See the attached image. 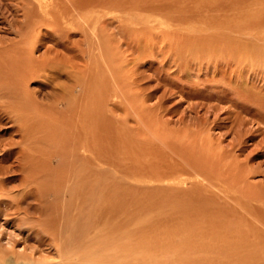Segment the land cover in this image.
I'll list each match as a JSON object with an SVG mask.
<instances>
[{"label": "rangeland", "instance_id": "374dc122", "mask_svg": "<svg viewBox=\"0 0 264 264\" xmlns=\"http://www.w3.org/2000/svg\"><path fill=\"white\" fill-rule=\"evenodd\" d=\"M49 1L0 0V48L6 46L4 52L10 57L15 51L7 46L18 47L26 63L36 59L24 81L36 90L44 108L42 111L41 106L37 118L41 120L38 135L46 139H31L26 129L29 124L21 122L26 147L35 149V153L21 156L22 136L14 130L13 118L2 115L0 150L9 148L13 153L3 159L0 151V173L5 172L0 182L6 188L0 199L14 197L22 188L21 177L29 171L33 177L41 173L43 187L59 189L58 197H51L43 206L54 226L46 217L41 219L44 225H37L55 245L44 244L33 258L75 264L84 254L79 252L91 243L97 250L79 264H264L263 243V254L242 256L245 259L236 255L193 257L190 251V257H180L176 253L182 237L198 233V228L212 242L223 234L222 228L217 227L219 235L208 221L202 228L197 219L204 211L194 212L199 202L213 201L217 195L212 196L217 191L212 185L221 161L228 165L241 161L245 168L258 170H254L257 176L249 175L250 182L257 180L259 192L264 194V154L257 156L256 151V157L246 161L254 144H264V0ZM195 43L200 46L196 48ZM248 55L252 56L249 61ZM245 79L249 80L247 86ZM84 88L92 91L85 93L87 100L69 108L68 89L75 94L70 98L77 99L83 97ZM67 105L69 109L61 114ZM74 115L81 122L70 123ZM43 124L47 126L43 128ZM240 137L247 146L243 154L234 146ZM86 139L92 152L83 151ZM86 154L89 162L83 159ZM23 165H36L39 171L28 168L21 176ZM60 171H70V177ZM7 174L9 178L4 176ZM29 195L28 202L36 205L35 194ZM261 211L263 214L264 206ZM252 213L248 217H258ZM1 222L5 236L15 235L19 246L25 244L26 233L3 218ZM190 222L198 228L191 229ZM207 224L211 233L205 230ZM122 241L135 243L138 249L148 247L149 254L134 259L114 253L113 247ZM210 241L216 246V240ZM236 245L233 248L238 250ZM31 251L26 256L32 257Z\"/></svg>", "mask_w": 264, "mask_h": 264}, {"label": "bare ground", "instance_id": "6f19581e", "mask_svg": "<svg viewBox=\"0 0 264 264\" xmlns=\"http://www.w3.org/2000/svg\"><path fill=\"white\" fill-rule=\"evenodd\" d=\"M46 3L49 1V0H41V2H45ZM39 2V0H38ZM50 2V1H49ZM52 2V1H51ZM42 5V4H41ZM48 7V4H44ZM45 6V7H46ZM44 7V8H45ZM46 7V8H47ZM49 11V10H48ZM26 12V11H25ZM82 19L83 21V18H80ZM80 21V20H79ZM52 22V21H51ZM81 22V21H80ZM55 23V22H54ZM55 25V24H54ZM94 25V24H93ZM51 26V25H50ZM57 26V25H56ZM40 27V26H39ZM250 29V28H249ZM38 32V31H37ZM242 32V31H241ZM240 32V33H241ZM162 33V32H161ZM249 34H252V33H249ZM243 36L244 33L242 34ZM241 35V37H242ZM252 36V35H251ZM151 39V38H150ZM187 40V39H186ZM190 40H193V39H188L187 41H190ZM31 43V42H30ZM37 43V42H36ZM192 44H193V41H192ZM197 44V43H195ZM194 46L197 48L199 45V43L197 45ZM13 47V48H12ZM11 48L7 46V48L9 49H12L13 51L15 52H11L12 54H10L11 56L9 57L7 51L4 52V49L6 48L5 47H2L0 48V120L2 117V115H5V114H9V116H11L12 121L15 123L16 127L14 130L18 131L21 136H22V140H21V149L19 152V154L21 156L24 157V155L27 153V156H29V151L30 152H34L35 149H31V145H29V149L26 147L25 144L26 141H24L23 139H25V136L22 135L23 132V128L22 126L27 125L29 124L30 128H26L29 130L28 132V136L32 139V137L34 136L35 139H39V127H40V121L41 120H38L37 118H40L41 114H39V112H42L43 111V106L41 105V103L38 102L37 100V97L35 96L36 95V90H31L30 88L27 87L28 83H26L25 81H27V79L24 81L26 77V70H28V68H30V64L31 63H35V61L33 59L30 58L29 59V62H25L24 59L25 57L22 55L23 53L17 49L18 47H14L12 46ZM201 48V47H200ZM199 50V49H198ZM249 50V49H248ZM188 51V50H187ZM200 51V50H199ZM2 52V53H1ZM18 54H17V53ZM208 52V51H207ZM6 53H7V56H6ZM238 53V52H237ZM20 56V58H19ZM154 56V55H153ZM200 56V55H199ZM213 56V55H212ZM24 59H23V58ZM252 56L248 55L247 57V60L249 61ZM257 58V57H256ZM44 59V58H43ZM200 59V58H199ZM245 59V58H244ZM39 60V59H37ZM26 63H24V62ZM45 63V62H43ZM150 63V62H149ZM41 64H42V61H41ZM29 65V66H28ZM45 65V64H43ZM201 65V64H200ZM202 68V67H201ZM212 68V67H211ZM243 68V66H242ZM241 68V69H242ZM32 69V68H31ZM30 69V70H31ZM203 69V68H202ZM244 69V68H243ZM242 69V71H243ZM253 69V68H252ZM213 70V69H212ZM211 70V71H212ZM33 72V70H32ZM31 72V74H32ZM36 72V70L34 71ZM43 72V71H42ZM247 72V71H245ZM250 72V71H249ZM207 73V71H206ZM253 73V72H252ZM257 74V73H256ZM42 75V74H41ZM246 75V74H244ZM28 76V74H27ZM46 76V75H45ZM32 77V75H31ZM35 77V75L33 76ZM43 77V76H42ZM243 78V76H242ZM245 78V77H244ZM243 78V79H244ZM262 78V77H261ZM29 79V78H28ZM33 80V79H32ZM49 80V79H48ZM78 80V79H77ZM102 80V79H101ZM247 80L248 79H245L243 82L245 85L247 84ZM251 80V79H250ZM24 81V82H23ZM76 81V80H75ZM112 81V80H111ZM249 81V80H248ZM254 81V80H253ZM262 81V80H261ZM21 82H23V84H21ZM28 82V81H27ZM81 83V82H80ZM250 83V82H248ZM27 84V85H26ZM58 84V83H57ZM71 85V84H70ZM69 85V86H70ZM47 86V85H46ZM74 86V85H73ZM247 86V85H246ZM45 87V86H44ZM247 88V87H246ZM235 89V88H234ZM242 89V87H241ZM249 88H247V91H248ZM69 90V93L68 95H75L73 93V91L71 89H68ZM245 90V89H244ZM97 91V90H96ZM106 91V90H105ZM116 91V90H115ZM125 91V90H124ZM107 92V91H106ZM249 92V91H248ZM35 93V94H34ZM85 93H88V94H91L92 91L91 89H83V97L81 98H77V99H71L70 96L68 97V101H70V105H69V108L73 106L71 105H81L83 104L81 101H84V100H87V96H85ZM102 93V92H101ZM108 93V92H107ZM233 93V92H232ZM109 94V93H108ZM102 95V94H101ZM116 95H117V92H116ZM148 96V95H147ZM259 96V94L257 95ZM256 96V97H257ZM75 97V96H74ZM235 97V96H234ZM93 98V97H92ZM259 98V97H258ZM233 99V98H232ZM235 99V98H234ZM112 100V99H111ZM237 100V99H236ZM256 100V99H255ZM102 101V100H101ZM235 101V100H234ZM88 103V102H87ZM102 103V102H101ZM237 105V104H236ZM235 105V106H236ZM41 106H42V111H40L41 109ZM46 106V105H45ZM84 106V105H83ZM96 106V105H95ZM258 106V105H257ZM68 105L63 109L62 111H60V113L64 114L66 112ZM80 107V106H79ZM243 107V106H242ZM256 107V106H254ZM258 108V107H257ZM264 108V107H263ZM59 109V108H58ZM60 110V109H59ZM58 110V111H59ZM74 110V109H73ZM7 111V113L5 112ZM46 111V110H45ZM86 111V110H85ZM242 111V110H241ZM244 111V110H243ZM259 111V110H258ZM4 113V114H3ZM75 114V112H72ZM77 113V112H76ZM251 113V112H250ZM259 113V112H258ZM79 115V113H77ZM248 114V113H247ZM258 115V114H257ZM261 115V114H259ZM69 116V115H68ZM81 116V115H79ZM242 116V115H241ZM6 117V115L4 116V118ZM44 117V116H43ZM63 117V116H62ZM70 117V116H69ZM256 117V116H255ZM254 117V118H255ZM10 119V117H8ZM7 118V119H8ZM59 120H62L63 124H64V120L60 117H58ZM237 118V117H236ZM235 118V119H236ZM6 119V118H5ZM55 119V118H54ZM79 119L81 120L82 118L79 117ZM240 120V118H237ZM56 120V119H55ZM71 120V119H70ZM80 120L77 119V116L74 115V120L73 121H69L70 123H79L81 122ZM264 120V119H263ZM85 121V120H84ZM234 121V120H233ZM237 121V120H236ZM259 121V120H258ZM1 122V121H0ZM21 122H23L24 124L21 126ZM242 122V120H241ZM3 123H5L3 121ZM43 123V122H42ZM87 123V122H86ZM262 124V123H261ZM44 125V124H43ZM59 125V124H58ZM68 125V124H67ZM83 125H84V122H83ZM87 125V124H86ZM85 125V126H86ZM2 126V125H1ZM47 125H44L43 128H45ZM52 126V125H51ZM71 126V125H70ZM79 126V125H77ZM80 127V126H79ZM87 127V126H86ZM260 127V126H259ZM68 128V127H66ZM76 128V127H75ZM84 128V127H83ZM12 129V128H11ZM71 129V128H70ZM87 129V128H86ZM10 130V129H9ZM8 130V131H9ZM13 130V131H14ZM54 131V130H53ZM67 131V130H66ZM12 132V130L10 131ZM8 132V134L10 133ZM105 132V131H104ZM37 133V134H36ZM46 133V132H45ZM75 133V132H74ZM7 134V135H8ZM12 134V133H11ZM14 134V133H13ZM68 134V133H67ZM70 134V133H69ZM76 134V133H75ZM244 134V133H243ZM77 135V134H76ZM85 135V134H84ZM0 136H3V135H0ZM13 136V135H12ZM10 137V136H9ZM63 137V136H62ZM68 137V136H67ZM250 137H252L250 135ZM43 137H41V139H39V141H45L46 139H42ZM47 138V137H46ZM55 138V137H54ZM59 138V137H58ZM249 138V137H248ZM255 137H252L250 139H254ZM83 139V138H82ZM247 140V139H246ZM37 141V140H36ZM38 141V142H39ZM43 141V142H44ZM48 141V140H47ZM54 141H58V140H54ZM86 142H84L83 144V151H86V152H89L91 151L92 152V148L90 146H88V142L87 139L85 140ZM254 141V140H253ZM16 142V141H15ZM14 142V143H15ZM20 142V140L18 141V143ZM64 142V141H63ZM88 142V143H87ZM86 143V144H85ZM255 143V142H254ZM13 143H11L12 145ZM17 144V142H16ZM44 144V143H43ZM51 144V143H49ZM256 145V146H255ZM14 146V145H13ZM23 146L26 148H23ZM33 146V145H32ZM42 146V145H41ZM82 146V145H81ZM234 146H235V150L236 151H239L238 154L240 153H244L245 150L247 149V146L245 145V139L243 138H239V141L237 143H234ZM254 148H252V150H250L248 152V154L246 155V161L248 162L252 155H254V157H256V155H262L264 154V144H259V143H256L254 144ZM7 147V146H6ZM55 147V146H54ZM63 148V147H62ZM74 148V147H73ZM86 148V149H85ZM234 148V147H233ZM55 149V148H54ZM61 149V147L59 148ZM72 149V148H71ZM75 149V148H74ZM56 150V149H55ZM62 150V149H61ZM1 151V150H0ZM41 151V150H40ZM64 151V150H63ZM196 151V150H195ZM257 152V154L255 155L254 152ZM70 152H73V151H70ZM85 152V153H86ZM1 153H3V159H8L9 156L12 155L13 151L10 150L8 148V150H2ZM35 153V152H34ZM217 153V152H216ZM17 154V153H16ZM69 154V152H68ZM73 154V153H72ZM223 154V153H222ZM221 154V155H222ZM231 154V153H229ZM15 155V154H14ZM18 155V154H17ZM31 155V154H30ZM66 156V155H65ZM91 156V155H90ZM227 156V155H226ZM263 156V155H262ZM261 156V157H262ZM55 157V156H54ZM53 157V158H54ZM83 157V156H82ZM234 157V156H232ZM34 158V157H33ZM52 158V159H53ZM67 158V157H66ZM213 158V157H212ZM236 158V157H235ZM38 159V158H37ZM52 159L50 158L49 162L47 163V167L50 171V167H52ZM84 160H86L87 162H89V158L86 154V157H83ZM18 160V159H17ZM20 160V159H19ZM199 160V159H198ZM219 160V159H218ZM228 161V160H227ZM244 161V160H243ZM251 161V160H250ZM249 161V163H250ZM31 162V161H30ZM28 162V163H30ZM40 161H38L39 163ZM246 162V163H247ZM33 163V162H32ZM220 163V162H218ZM223 161H221V164H217L218 165V170H217V177L215 179V183L212 185L213 187L215 186L217 188V191L216 192H213L212 196H215L214 194H217L215 196V198H213V201H207V200H204L202 202H199L198 205L196 206L195 210L197 211H194L196 214L199 213L200 211L203 212L201 215L202 217H200V215H198L200 217V219H197V215H196V219L197 220H200V222H202L201 226L203 228V222H207L208 224L210 223L212 226L211 228L212 229H218L217 227H220L222 228V235L221 234V229L218 231H220L219 233V237L216 235L214 238H212V236L210 235V237L214 240H216L217 244H222L220 247L219 245L213 243L212 240L210 241L209 238H206L207 236H204V234H201V231L198 227H196V224L192 223L194 225V227L192 226L191 222V229L193 228L194 230L196 228H198V230L196 231H199L198 233H194L195 234H192V235H188V236H185V237H182V247H179L180 249H178V252L176 251V253L179 255L180 254V257L181 254L182 255H187L188 257H190L189 255V251L190 253L193 255V257H199V254L201 256V258L203 257H210V258H217L216 256H221L220 258H222V256H229V255H236V256H240L241 259H245L244 257L245 256H254L259 254L261 252V247H263L262 243L264 244V235L262 231H264V227L262 228V225L264 224L263 220L262 219V214L261 212V208L262 206H264V194L263 192H259V189H258V183H257V180H255V184H254V181L250 182V176L249 175H252L254 173V176H257L255 175L256 171L253 170V168L251 169H248V168H245L244 166V163H242L241 161L240 162H236V163H230L228 165L227 164H222ZM260 163V162H259ZM59 164V163H58ZM68 164V163H67ZM90 164V163H89ZM216 164V163H215ZM34 165V164H33ZM39 165H41V163H39ZM38 165V166H39ZM253 165V164H251ZM36 166V165H35ZM35 166H24L23 165V168H22V173H20V175L22 176V174L26 173L29 171L28 168H35ZM9 167V166H8ZM11 167V166H10ZM18 168V166H17ZM40 169V167H38ZM64 168V167H63ZM62 168V169H63ZM1 169V168H0ZM9 169V168H8ZM36 169V168H35ZM57 169V168H56ZM262 169V167H261ZM260 169V170H261ZM12 170V169H11ZM17 170V169H16ZM21 170V169H19ZM18 170V171H19ZM38 170V169H36ZM46 170V169H45ZM54 170V169H53ZM66 170V169H65ZM1 171L3 172V169H1ZM15 171V169H14ZM39 171V170H38ZM71 171V170H70ZM70 171H60V173H62L61 175H67L68 177L69 174H71ZM182 171V170H181ZM215 171V170H213ZM263 171V170H262ZM7 172V171H6ZM9 172V171H8ZM54 172V171H53ZM59 172V171H58ZM68 172V173H67ZM37 173V172H36ZM51 173V172H50ZM50 173L48 172L49 175H47L48 179L50 180L51 178V175ZM55 173V172H54ZM65 173V174H64ZM258 173V172H257ZM264 173V172H262ZM260 172V174H262ZM5 174V172L3 173ZM0 173V178H2L1 176L3 175ZM18 174V173H17ZM15 173V175H17ZM59 174V173H57ZM75 174V173H74ZM85 174V173H84ZM19 175V174H18ZM37 176L36 177H33L32 175H30V171L28 172L27 176L26 175H23V177H21L22 180H20L21 182V190H19L18 193H16L14 195V197H9L8 199L9 200H6L7 198H4L5 200H2L0 199V227H1V218L4 219V222L6 224H12L13 226H15L22 234H25L26 235L24 236L25 237V244L21 246L18 245L17 243V240L14 238L15 235L13 236H5L3 233H2V229H0V264H52V263H49L50 261L48 259H45V258H41L39 261L36 260L35 258H33V255H35L36 253H41V249H39L40 247H44L43 245L44 244H47V245H52L54 246L55 245V242L50 239H48L49 237L51 236H46L45 233L42 232V230L38 229L37 225H44L43 223H41V219L43 217H46V218H50L49 216H47L48 214L46 213V211H44L43 209V206L46 205L47 202H49V200H51L50 198L53 197V199H55L56 197H58V191L59 189L54 186V188L52 189V187L50 188H47V187H43L44 183L42 182L43 180V176L41 175H38L36 174ZM60 175V174H59ZM60 175V176H61ZM6 177L9 178L8 174L7 175H4ZM3 176V177H4ZM50 176V177H49ZM253 176V175H252ZM262 176H264L262 174ZM53 177V176H52ZM66 177V176H65ZM68 177L66 178V180L68 179ZM12 178V177H11ZM20 178V177H19ZM56 178V177H55ZM253 178V177H252ZM256 178V177H255ZM13 179V178H12ZM57 179V178H56ZM2 180V179H0ZM10 180V179H9ZM53 180V179H52ZM51 180V181H52ZM70 180V179H69ZM65 181V179H64ZM79 181V180H77ZM87 181V180H85ZM214 181V180H213ZM3 182V180L1 181ZM0 182V198H1V195H5L3 193V191L6 189L4 187V185ZM14 182V180L12 181ZM16 182V180H15ZM18 182V181H17ZM19 182V183H20ZM63 182V181H62ZM66 182V181H65ZM91 182V181H90ZM259 182V181H258ZM64 183V182H63ZM86 184V182H84ZM83 183V184H84ZM253 183V184H252ZM257 183V184H256ZM8 184V183H7ZM46 184V183H45ZM68 184V182H67ZM78 184V182H77ZM81 184V185H83ZM6 185V184H5ZM9 185V184H8ZM15 185V184H14ZM80 185V184H79ZM209 185V184H208ZM85 186V185H83ZM219 186H222V187H219ZM263 186V185H262ZM264 187V186H263ZM67 188V187H66ZM77 188H80L79 186ZM88 188V187H87ZM92 188V187H91ZM260 188V187H259ZM262 188V187H261ZM81 189V188H80ZM78 189V190H80ZM88 190V189H87ZM94 190V189H93ZM105 190V189H104ZM216 190V189H215ZM261 190H264V189H261ZM85 192V190H84ZM31 193H34L35 195H33L35 197V204L36 205H33L32 202H28V198H29V194ZM92 194V193H91ZM7 196V195H6ZM11 196V195H10ZM31 198V197H30ZM207 199V197H206ZM58 200V199H57ZM199 200V199H198ZM32 201V200H31ZM201 201V200H200ZM25 203H27V205L25 206ZM192 203V202H191ZM258 203H262L261 205H258ZM3 204V206H1ZM191 205V204H190ZM254 208L253 210H256V212L258 211H261V212H258V214H262V215H257L255 214L256 212H251V208ZM51 209V208H50ZM200 210V211H199ZM207 210V212H206ZM193 211V210H192ZM200 212V213H201ZM264 212V211H263ZM21 213H24V215L20 216ZM73 213V212H72ZM226 213V214H225ZM248 213L252 215L255 214L256 216L258 217H248ZM37 214H40L42 216H38ZM55 214V213H54ZM37 215V216H36ZM46 215V216H45ZM251 215V216H252ZM254 216V215H253ZM61 218V217H60ZM57 219V218H56ZM55 219V220H56ZM187 219V218H186ZM191 219V218H190ZM254 219V220H253ZM48 220V219H47ZM197 220L195 221H192V222H197ZM190 221V220H189ZM57 222V221H56ZM186 222V221H185ZM188 222V220H187ZM45 223V222H44ZM48 223H50V225L53 227L54 226V220H52L50 218V220H48ZM189 223V222H188ZM198 223V222H197ZM186 225L189 229V225ZM207 224V225H208ZM4 225V224H3ZM46 225V224H45ZM8 226V225H7ZM210 225H208V227L206 226L205 230L206 229H209L210 230V233L212 232L209 228ZM214 226V227H213ZM187 227H185L187 229ZM14 228V227H13ZM55 229V227H54ZM181 230V229H180ZM203 229V231H205ZM55 231V230H54ZM192 230H190L191 232ZM47 232V231H46ZM183 232V231H182ZM207 232V233H206ZM204 233L208 234V231H206ZM20 233L21 235V238L23 237V235ZM52 233V232H51ZM203 233V232H202ZM215 232H213L212 234H214ZM156 234V233H155ZM216 234V233H215ZM19 235V234H18ZM180 235V233L178 234ZM53 237V236H52ZM69 237V236H68ZM139 237V236H138ZM130 238V237H129ZM132 238V237H131ZM24 239V238H23ZM48 239V242H46V240ZM70 239V238H69ZM21 241V240H20ZM64 241V240H63ZM76 241H77V238H76ZM141 241V240H140ZM209 241L212 244L209 243ZM111 242V241H110ZM66 243V242H65ZM78 243V242H77ZM90 243V242H89ZM209 243V244H208ZM27 244V245H26ZM67 244V243H66ZM65 244V245H66ZM87 244V243H86ZM107 244V243H106ZM110 244V243H109ZM118 244V243H117ZM171 244V242H170ZM227 246V244L229 245L228 247L229 248H225L224 246ZM231 244L232 245V248L231 247ZM234 244H238L236 245V247H238V251L237 248H233L234 247ZM97 245V244H96ZM108 245V244H107ZM128 245L132 246V247H127ZM153 245V243H152ZM157 245V244H155ZM243 247H239V246H242ZM17 246H19L17 248ZM116 246V245H115ZM113 247V251L114 253H120V254H123V255H127V257L131 256L132 258L136 259V257H144L146 255H148V251L150 250H146V248L148 247H144V248H141V249H138L137 247V244L135 243H132V242H121L118 247ZM140 246V245H139ZM161 246V245H160ZM245 246V247H244ZM251 248H250V247ZM261 246V247H260ZM140 247H143V246H140ZM155 247V246H154ZM215 247V248H214ZM55 248V247H54ZM53 248V249H54ZM153 248V247H151ZM164 249V247H162ZM240 248V249H239ZM244 248V249H243ZM260 248V249H259ZM19 249V250H18ZM112 248L109 246V249H108V252H110L111 254V250ZM232 249V250H231ZM28 250H32V257L30 256H26L27 255V252ZM56 250V249H55ZM97 250L96 247L92 248L91 246V243L89 246L86 247V249H83L82 252H79L80 254L81 253H84L82 254V257H81V261L78 262V263H75V264H79V263H82V262H85V255H88V254H91V253H94L95 251ZM100 250V249H99ZM116 250V252H115ZM177 250V249H176ZM43 251V250H42ZM57 251V250H56ZM55 251V252H56ZM58 252V251H57ZM147 254H142V253H146ZM154 252V250H153ZM156 252V251H155ZM11 254V255H8L7 254ZM69 253V252H68ZM157 253V252H156ZM159 254L163 253V252H158ZM157 253V254H158ZM169 252H166L165 254H167ZM107 254V253H106ZM155 254V253H154ZM176 254V255H177ZM260 254H263V253H260ZM58 255H60V253L58 252ZM104 255V254H103ZM116 255V254H115ZM114 254H112V256H115ZM12 256V257H11ZM37 256V255H36ZM136 256V257H135ZM167 256V255H166ZM165 256V257H166ZM244 256V257H242ZM152 256H150L151 258ZM164 257V256H163ZM164 257V258H165ZM179 257V256H178ZM230 257V256H229ZM235 257V256H234ZM240 257H238V259H240ZM100 259H102V257L99 256ZM146 258V257H145ZM148 258V257H147ZM153 258V257H152ZM233 258V256H232ZM237 258V257H235ZM69 259V258H68ZM106 259V258H105ZM154 259V258H153ZM251 259V258H250ZM66 260V259H65ZM77 260V259H76ZM116 260V259H115ZM69 261V260H67ZM72 261V259H71ZM78 261V260H77ZM111 261H113L111 259ZM137 261V260H136ZM154 261V260H153ZM55 262V261H54ZM130 262V261H129ZM164 262V261H163ZM132 263V262H131ZM55 264V263H54ZM58 264V263H57ZM98 264H102L101 263H98Z\"/></svg>", "mask_w": 264, "mask_h": 264}]
</instances>
